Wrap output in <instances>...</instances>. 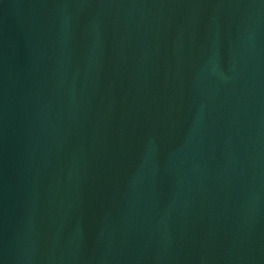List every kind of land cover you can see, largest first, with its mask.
I'll list each match as a JSON object with an SVG mask.
<instances>
[{
  "label": "water",
  "instance_id": "obj_1",
  "mask_svg": "<svg viewBox=\"0 0 264 264\" xmlns=\"http://www.w3.org/2000/svg\"><path fill=\"white\" fill-rule=\"evenodd\" d=\"M0 264H264V0H0Z\"/></svg>",
  "mask_w": 264,
  "mask_h": 264
}]
</instances>
